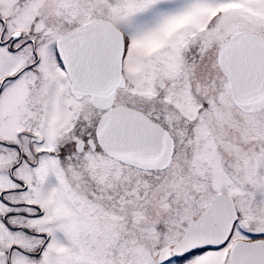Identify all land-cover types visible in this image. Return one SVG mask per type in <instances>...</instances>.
Here are the masks:
<instances>
[{"label":"snow or ice","instance_id":"1","mask_svg":"<svg viewBox=\"0 0 264 264\" xmlns=\"http://www.w3.org/2000/svg\"><path fill=\"white\" fill-rule=\"evenodd\" d=\"M0 264H264V0H0Z\"/></svg>","mask_w":264,"mask_h":264}]
</instances>
